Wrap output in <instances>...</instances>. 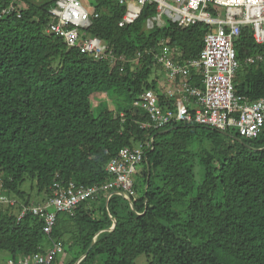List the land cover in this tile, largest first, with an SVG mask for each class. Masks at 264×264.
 I'll list each match as a JSON object with an SVG mask.
<instances>
[{
    "label": "trees",
    "instance_id": "obj_1",
    "mask_svg": "<svg viewBox=\"0 0 264 264\" xmlns=\"http://www.w3.org/2000/svg\"><path fill=\"white\" fill-rule=\"evenodd\" d=\"M11 1L0 0V195L10 201L0 203V252L17 262L43 253L51 239L63 244L52 264H76L87 251L79 264H136L140 255L148 264H264V126L251 140L235 128L220 132L196 122L156 130L142 128L147 117L132 108L163 82L151 80L161 70L160 43L179 63L195 59L209 26L148 30L155 9L146 5L138 21L120 27L125 9L117 0H97L99 17L83 35L124 57L110 65L46 33L55 0H16L20 9L6 14ZM234 48L235 96L253 104L264 98V46L243 27ZM257 55L263 59L247 62ZM192 73L188 82L202 87ZM102 94L113 109L102 100L95 111ZM146 142L149 170L144 159L130 200L116 189L108 202L101 196L58 214L50 239L40 217L18 221L21 204L32 200L22 190L27 181L37 204L52 197L55 181L104 185L113 179L109 161Z\"/></svg>",
    "mask_w": 264,
    "mask_h": 264
},
{
    "label": "built area",
    "instance_id": "obj_2",
    "mask_svg": "<svg viewBox=\"0 0 264 264\" xmlns=\"http://www.w3.org/2000/svg\"><path fill=\"white\" fill-rule=\"evenodd\" d=\"M15 1L12 0L9 9L4 11L6 14L20 9ZM93 1L94 12L90 14L79 0H55L49 10L52 19L46 33L59 37L68 49L79 48L95 60L105 59L114 65L124 57L117 58L103 40L83 35V31L99 17L97 0ZM117 3L125 9L120 27L138 21L146 5L155 9V16L148 19L146 28H162L168 24L187 28L199 23L209 26L203 49L195 59L179 63L175 51L160 43V54L155 56L161 64V72H165L160 84L164 86L166 81L169 85L161 93L158 89L145 91L132 103L134 110L147 117L148 123L142 124V128L161 130L173 123L187 125L196 122L220 132L235 128L241 137L248 140L259 136L264 126V98L253 104L241 105L235 96L233 79L239 69V61L234 41L242 28L248 27L252 30L254 42L264 46V0H117ZM262 59L257 55L247 58V62ZM192 72L201 77L202 87H192L188 82L193 77ZM151 143L122 148L106 167L113 179L104 185L84 186L73 181L67 184L55 181L53 195L46 203L21 204L18 221L29 214L40 217L44 221L43 232L50 239L58 214H72L81 203L95 202L116 189H121L122 196L130 200L134 177L141 171L145 151ZM111 197L112 193L108 194L106 202ZM9 202L5 195H0V203ZM15 203L18 202H12ZM50 241L43 253L17 262L9 259L7 264H52L57 255L63 254V244Z\"/></svg>",
    "mask_w": 264,
    "mask_h": 264
},
{
    "label": "rangeland",
    "instance_id": "obj_3",
    "mask_svg": "<svg viewBox=\"0 0 264 264\" xmlns=\"http://www.w3.org/2000/svg\"><path fill=\"white\" fill-rule=\"evenodd\" d=\"M80 3L87 9V11L90 13V14H93L94 12V7H95V2L93 0H79ZM147 23H148V20L146 21L145 23V27L147 26ZM146 29H150V28H146ZM165 72H161L160 69H155L153 71V75H152V78H163L162 76H164ZM163 89H159V93L162 92ZM102 100H105L107 101L110 106H111V109H113V104H112V99L110 98V96H107L106 94H102L100 95V97H96L95 100H94V103H93V106L95 108V111L98 110L97 107L99 105V102L102 101ZM31 183L29 181H27L23 186H22V190L23 191H26L29 193V195L31 196L32 200L31 202H35L37 201V194H36V188L33 189V191H31ZM12 199L14 198L18 203H21L19 200H17L15 196H11ZM36 204V203H35ZM65 257V256H64ZM8 254L6 253H3V252H0V264H7L8 262ZM101 258L98 259V263L101 262ZM148 258L145 256V255H140L137 259H136V264H148ZM64 261V258L61 259V262Z\"/></svg>",
    "mask_w": 264,
    "mask_h": 264
},
{
    "label": "crops",
    "instance_id": "obj_4",
    "mask_svg": "<svg viewBox=\"0 0 264 264\" xmlns=\"http://www.w3.org/2000/svg\"><path fill=\"white\" fill-rule=\"evenodd\" d=\"M165 82H166V81H165ZM165 82H164V86H163V84L160 85L161 82L159 83L158 90L161 89V87H162V89L164 90V88H165L166 86L169 85L168 83H165ZM163 90H162V91H163ZM34 203H36V202H34ZM36 204H37V203H36ZM46 248H47V246L44 248V250H45Z\"/></svg>",
    "mask_w": 264,
    "mask_h": 264
},
{
    "label": "water",
    "instance_id": "obj_5",
    "mask_svg": "<svg viewBox=\"0 0 264 264\" xmlns=\"http://www.w3.org/2000/svg\"><path fill=\"white\" fill-rule=\"evenodd\" d=\"M145 160H146V163H147V168H148V170H149V164H148V162H147V158H145ZM121 194V193H120ZM122 195V194H121ZM114 226H115V224H113V226H112V229L114 228ZM111 229V230H112ZM89 251H87V253H88ZM87 253H86V255H87ZM86 255H84L82 258H84Z\"/></svg>",
    "mask_w": 264,
    "mask_h": 264
},
{
    "label": "bare ground",
    "instance_id": "obj_6",
    "mask_svg": "<svg viewBox=\"0 0 264 264\" xmlns=\"http://www.w3.org/2000/svg\"><path fill=\"white\" fill-rule=\"evenodd\" d=\"M197 87V86H196ZM201 87V86H200ZM21 257V256H20ZM29 257V256H28Z\"/></svg>",
    "mask_w": 264,
    "mask_h": 264
},
{
    "label": "clouds",
    "instance_id": "obj_7",
    "mask_svg": "<svg viewBox=\"0 0 264 264\" xmlns=\"http://www.w3.org/2000/svg\"><path fill=\"white\" fill-rule=\"evenodd\" d=\"M31 203H34V202H31ZM35 204V203H34Z\"/></svg>",
    "mask_w": 264,
    "mask_h": 264
}]
</instances>
